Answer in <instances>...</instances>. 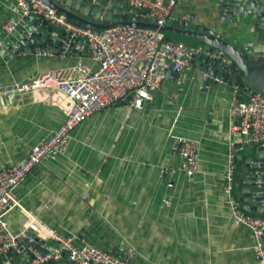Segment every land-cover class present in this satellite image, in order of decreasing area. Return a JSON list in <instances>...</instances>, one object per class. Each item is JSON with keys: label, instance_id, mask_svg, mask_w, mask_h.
I'll use <instances>...</instances> for the list:
<instances>
[{"label": "crops", "instance_id": "0c3cea01", "mask_svg": "<svg viewBox=\"0 0 264 264\" xmlns=\"http://www.w3.org/2000/svg\"><path fill=\"white\" fill-rule=\"evenodd\" d=\"M210 6L208 0H178L172 19L195 15V23L214 22L219 15ZM16 11L11 0H0V46L27 32L28 19ZM10 19L19 23L13 36L3 30ZM74 43L70 55L0 54V85L28 82L80 63L95 68L86 45ZM204 85L194 66L181 79L168 71L143 110L126 102L94 114L76 129L61 154L32 170L16 190L17 198L76 247L90 244L128 264H260L255 248L264 246V236L257 239L234 219L223 192L231 164L225 140L229 110L238 99L222 85ZM61 106L44 102L40 95L0 98V169L23 160L62 126L66 113ZM177 138L200 143V168L192 178L179 170ZM241 170L240 161L235 179ZM235 196L238 201L236 190ZM165 198L171 199L169 207ZM6 220L18 232L25 216L15 209ZM55 245L48 241L45 249ZM13 258L21 262L26 256Z\"/></svg>", "mask_w": 264, "mask_h": 264}, {"label": "built area", "instance_id": "2783aa9c", "mask_svg": "<svg viewBox=\"0 0 264 264\" xmlns=\"http://www.w3.org/2000/svg\"><path fill=\"white\" fill-rule=\"evenodd\" d=\"M11 1L16 12L24 18L31 14L43 17L54 27L63 29L74 42L85 41V53L96 67L80 63L75 67L36 75L28 82L0 85V98L40 95V99L47 103L61 106L66 102L65 107L61 106L66 113L62 126L48 140L33 147L23 160L0 169V264H58L62 260L72 264H128L121 256L90 244L76 247L72 239L50 229L27 210L17 198L16 190L35 167L42 165L47 158L61 154L76 129L94 114L126 102L135 110H143L162 87L166 72L171 71L181 79L183 73L193 66L197 49L169 40L157 31L116 28L97 32L72 22L43 0ZM125 1L137 10L148 11L145 17L156 20L160 27H165L172 19V12L178 4V0ZM18 27L19 23L10 19L3 30L13 36L18 34ZM235 94L237 97L238 90ZM229 115L231 127L225 140L229 143L231 164L225 176L223 192L234 219L248 226L260 239L264 236V217L246 214L233 191L238 153L251 143L264 148V94L252 91L248 103L236 100L230 107ZM174 150L179 152L182 160L179 170L188 178L194 177L200 168V143L189 138H177ZM166 174L173 175L171 171ZM173 186L172 182L168 183L169 188ZM163 204L169 207L171 199L165 198ZM15 209L25 216L18 232H13L6 220ZM36 240L44 242V248L48 241L56 245L42 255L32 246ZM255 254L260 264H264L263 245L255 248ZM21 255L26 256L25 260L29 258L27 262H14L13 257Z\"/></svg>", "mask_w": 264, "mask_h": 264}, {"label": "water", "instance_id": "95a60500", "mask_svg": "<svg viewBox=\"0 0 264 264\" xmlns=\"http://www.w3.org/2000/svg\"><path fill=\"white\" fill-rule=\"evenodd\" d=\"M43 1L72 22L97 32L116 28L157 31L167 39L197 49L192 65L198 68L205 84L222 85L233 93L238 90V100L246 103L252 91L264 94V0H208L217 11L218 20L195 23V15H189L183 20L171 19L165 27L147 19L148 11L137 10L125 0ZM27 19V32L4 42L0 54L11 57L16 50L21 54H71L75 43L63 29L34 14ZM255 147L253 143L246 145L237 155L238 165L247 151L255 149L242 164L233 193L236 190L245 210L264 214V148ZM32 246L42 255L50 252L44 248V242L36 240Z\"/></svg>", "mask_w": 264, "mask_h": 264}, {"label": "rangeland", "instance_id": "374dc122", "mask_svg": "<svg viewBox=\"0 0 264 264\" xmlns=\"http://www.w3.org/2000/svg\"><path fill=\"white\" fill-rule=\"evenodd\" d=\"M231 27V26H230ZM257 146V145H255ZM258 147V146H257ZM255 147V148H257ZM255 149L254 150H249L245 153V155H243V161H242V164L245 162V159L248 158L249 156H251L253 153H254Z\"/></svg>", "mask_w": 264, "mask_h": 264}, {"label": "trees", "instance_id": "16d2710c", "mask_svg": "<svg viewBox=\"0 0 264 264\" xmlns=\"http://www.w3.org/2000/svg\"><path fill=\"white\" fill-rule=\"evenodd\" d=\"M170 40V39H169Z\"/></svg>", "mask_w": 264, "mask_h": 264}]
</instances>
